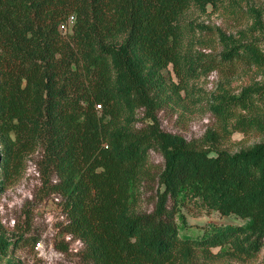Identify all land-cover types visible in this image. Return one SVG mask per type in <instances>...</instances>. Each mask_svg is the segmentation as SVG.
Listing matches in <instances>:
<instances>
[{"label": "trees", "instance_id": "obj_1", "mask_svg": "<svg viewBox=\"0 0 264 264\" xmlns=\"http://www.w3.org/2000/svg\"><path fill=\"white\" fill-rule=\"evenodd\" d=\"M243 3L0 0V184L40 148L43 184L60 196L64 231L82 243L86 264L247 260L264 248V85L210 95L218 127L207 131L208 147L162 130L156 117L180 90L188 94L190 80L264 67V50L244 31L183 20L191 8L238 14ZM246 12L252 31L261 28L262 12ZM142 109L150 122L138 127ZM233 132L262 139L236 152L214 146ZM150 151L163 158L156 175ZM155 177L153 209L140 211L139 189ZM187 203L243 222L182 236L176 219L185 222ZM7 247L0 237L2 255Z\"/></svg>", "mask_w": 264, "mask_h": 264}, {"label": "rangeland", "instance_id": "obj_2", "mask_svg": "<svg viewBox=\"0 0 264 264\" xmlns=\"http://www.w3.org/2000/svg\"><path fill=\"white\" fill-rule=\"evenodd\" d=\"M259 9L262 27L252 31V18L246 12L248 6ZM201 13L196 8L188 10L183 20L185 22L203 23L218 27L227 34L238 37L243 31L249 39L258 40L264 50V0H247L243 3V11L238 14L221 9L211 13ZM175 79L171 67H168ZM258 83L264 85V67L245 69L244 73L236 75L225 74L214 70L207 76L190 80L189 92L180 90V97H174L163 108L156 112L157 120L162 130L180 135L188 142L198 147L209 146L208 130H217L216 118L208 110V100L216 93L219 86L231 93H239L244 87ZM150 120L144 110L138 111L136 126L141 127ZM261 136L251 133L233 132L230 136L220 139L214 146L236 152L260 141ZM211 145V144H210ZM41 149L37 148L28 154L24 162V170L18 177L5 180L0 184V237L6 239L8 245L5 254L0 253V264L8 260L18 264H86L81 257V242L72 239L64 231L65 218L60 207L61 198L58 194L49 192L43 184L39 162ZM149 161L155 175L163 167V158L157 151H150ZM55 177L53 176V181ZM159 188L157 178L147 180L140 187L138 210L149 212L153 209L156 190ZM185 222L176 219L180 235L196 236L202 228L209 224H241L243 220L236 215H221L217 211L206 210L187 203L181 207ZM213 253L218 247L211 249ZM192 264H264V248L252 259L237 260L223 255L210 258L198 257Z\"/></svg>", "mask_w": 264, "mask_h": 264}, {"label": "built area", "instance_id": "obj_3", "mask_svg": "<svg viewBox=\"0 0 264 264\" xmlns=\"http://www.w3.org/2000/svg\"><path fill=\"white\" fill-rule=\"evenodd\" d=\"M72 23H73V17L69 16L67 18L66 22L61 25V28L65 29L67 26L71 25ZM78 242H80V241H78ZM81 245H82V243H81Z\"/></svg>", "mask_w": 264, "mask_h": 264}]
</instances>
